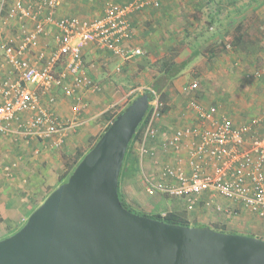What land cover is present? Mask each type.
Here are the masks:
<instances>
[{
    "label": "crops",
    "instance_id": "crops-1",
    "mask_svg": "<svg viewBox=\"0 0 264 264\" xmlns=\"http://www.w3.org/2000/svg\"><path fill=\"white\" fill-rule=\"evenodd\" d=\"M0 1H9L8 8L16 0ZM42 1L44 0H29L28 4L37 8L35 4ZM132 1L59 0L60 5L53 15L57 18L75 16L94 20L102 17L109 5H124ZM143 1L148 6L130 17L135 35L131 46L142 49V55L124 61L111 51L90 43L84 51V64L99 89L81 88L76 90L74 96L68 97L62 90L53 88L50 94L55 95L54 103H49L50 95L43 94V104L61 121L74 125L66 132L60 149L63 151L62 155L57 154L59 150L44 141L16 142L13 136L0 133V240L22 226L36 208L35 205L47 195L48 185L45 188L44 183L51 176L49 172L57 169L59 174V177L49 178L50 184L54 185L56 180L59 181L64 172V154L82 146L102 126L106 128L109 123L106 115L114 114L113 110L120 107L121 110L125 109L129 105L128 97L147 87L149 83L152 87L159 82L164 62L170 61L184 67L167 80L170 97L168 113L159 116L156 112L152 115L154 126L167 132L165 136H171L187 127L209 125L208 121L199 118L192 106L193 102L204 107L217 106L218 118H227L235 127H249L252 136L264 134V76H256L259 69L264 67V1L256 5L252 3L253 0H242L244 3L238 8L236 2L239 0H159L158 7L154 4L157 0ZM244 9L246 10L243 12ZM46 12L44 10L43 14ZM7 14L8 12L5 16H0V24L7 26V29L5 26L1 29L5 34L0 38V80L16 76L11 74V68L2 55L3 47L8 44L19 45L23 32L33 30L36 25L33 19L10 18ZM204 18L208 20L209 27L203 34L192 39L190 35L195 34L199 25L197 21H203ZM233 19L242 23L243 40L236 47L229 43L224 46L222 42L226 43V39L233 37V28H230L233 23L227 26L226 22H233ZM218 21H225V26L217 25ZM56 33V29L48 26L39 46L30 49L24 57L35 65L42 66L44 60L41 55L49 56L56 47ZM196 78L201 80V89L192 91L190 85ZM73 79L69 74L66 84L71 86ZM231 84L236 86L230 87ZM57 139L58 136H55L52 141ZM163 139L148 141L153 142L154 149L159 153V160L174 161L175 153L165 154L160 149ZM38 148L42 152L34 155V150ZM13 162L18 163L17 169L12 175H6L4 167ZM206 198L228 210L219 213L213 208L199 207L189 212L192 213V216L188 215L189 218L201 223V227L213 230L218 226L226 227L225 231L230 229L240 235L257 238L260 236L254 231L259 228L264 231V219L247 209L242 208L240 215H233L232 208H229L231 203L227 199L223 200L221 195L210 193L204 195V199ZM157 208L156 204L149 210L155 212ZM212 212L217 213L215 218H212Z\"/></svg>",
    "mask_w": 264,
    "mask_h": 264
},
{
    "label": "built area",
    "instance_id": "built-area-1",
    "mask_svg": "<svg viewBox=\"0 0 264 264\" xmlns=\"http://www.w3.org/2000/svg\"><path fill=\"white\" fill-rule=\"evenodd\" d=\"M28 1L16 0L8 7L10 18L33 19L36 25L33 30L23 32L19 45L3 47L2 55L11 74L16 76L0 80V133L13 136L16 142L44 141L59 148L64 144L66 132L74 125L56 117L43 104V94L50 95L49 103H54L55 95L50 94L53 88L62 90L68 97L81 88L99 89L84 64V51L90 43L124 61L142 55V49L131 46L135 35L130 17L148 3L133 0L124 5L111 4L102 17L89 20L54 17L59 0L38 2L37 8ZM154 4L158 7L159 0ZM44 10L47 12L43 14ZM48 26L56 29V47L49 56L42 54L44 62L37 66L24 55L39 46ZM69 74L74 78L71 86L65 82ZM256 76H264V67ZM190 89L198 90L199 83L193 82ZM159 105L156 98L154 114ZM192 106L209 125L187 127L161 141L160 149L165 154L175 153L176 157L174 161L164 162L160 178L150 185L148 192L181 200L188 212L199 207L213 208L219 213L228 210L210 198L204 199V195L215 193L231 203L229 208L235 215L244 208L264 219V134L252 136L249 127H235L227 118H218L217 106L204 107L197 102ZM55 136L57 141H52ZM157 137L158 130L151 119L141 145L142 156L158 157L159 153L147 146L148 140ZM40 152L39 148L35 149L34 155ZM17 167L18 163L13 162L4 167V172L12 175Z\"/></svg>",
    "mask_w": 264,
    "mask_h": 264
},
{
    "label": "water",
    "instance_id": "water-1",
    "mask_svg": "<svg viewBox=\"0 0 264 264\" xmlns=\"http://www.w3.org/2000/svg\"><path fill=\"white\" fill-rule=\"evenodd\" d=\"M150 109L134 99L15 234L0 264H264V240L186 227L124 207L119 179L128 147Z\"/></svg>",
    "mask_w": 264,
    "mask_h": 264
},
{
    "label": "rangeland",
    "instance_id": "rangeland-1",
    "mask_svg": "<svg viewBox=\"0 0 264 264\" xmlns=\"http://www.w3.org/2000/svg\"><path fill=\"white\" fill-rule=\"evenodd\" d=\"M229 1H233V0H229ZM8 3H10V2L9 1H5V2L0 1V11L3 12L0 16L3 17L8 12V8H7ZM242 3H244V2L242 0H239L238 2H236V7L238 8ZM216 5H217V3H216ZM216 5L213 4L214 7H216ZM256 5H257V3H256ZM9 6H11V5H9ZM233 12H235V9H233ZM197 23L199 25H198L197 29H195V31H194L195 34L192 33L190 35L192 37V39H194V36L198 37V34H201V33L203 34L205 32L206 28L209 27V22H208V20H206V18H204L203 21H200V20L197 21ZM224 24H225V21L223 23H222V21L217 22V25H221L222 27L225 26ZM3 26H5V25L0 24V32H1V29ZM6 27L7 26H5V28ZM180 27H182V25H180ZM3 34H5L4 31L1 32V37H0L1 39L3 38L2 37ZM195 80L198 81L199 87H200L199 89H201V84H200L201 80H199L197 78ZM235 86H236V84L230 85V87H235ZM147 90H150V91H152V93H154V91L151 89V83H149L147 85V87H144L143 89L136 91L134 94L131 93L132 95L130 97H128L129 99L127 102H130L131 100L133 101L135 98L138 97V95L145 94V91H147ZM154 103H155V100H154V102H150V107H151V105H154ZM121 108L122 107H120L118 110H113L114 113L119 112L121 110ZM157 118H159V117H157ZM72 122L74 123L76 121H72ZM154 123H155V121H154ZM104 127L105 126H102L101 130L99 132H97L96 134L92 135V137H90L86 142H84L82 144V146H78L77 149L73 148L74 150L71 149V151L66 152L67 156L74 158L75 155L80 151L84 154L89 152L96 145L99 138L105 132L106 128H104ZM155 128L158 130V137L155 140L160 141L161 139H163V138L166 139L170 136V135L165 136L167 134V132L162 131L159 127L155 126ZM152 143L153 142H148L147 146L149 148L154 149ZM141 145H142V143L135 145V151H136L137 157H139V160H140L139 161V165H140L139 172L134 174L131 169L125 170L124 174L119 179V189H120L121 195L123 197V200L129 206V209L137 215H157V214L165 215L166 213L171 212V211H179L180 213L185 214L188 218L190 215L192 216V213H189L186 210L183 201L178 200V199H174V198H169L166 195H163L160 193L159 194H150L148 192V188L150 187V185L154 182H157V180L160 178V172H161V169H162L164 162H166V159L165 160L162 159L163 160L162 161V160H159V158H157V157L155 158L152 156H142ZM61 148H62V146L59 148H54L55 150H59V151H57V154L60 153V155H62L63 151L60 150ZM72 158H70V159H72ZM64 160H65V158H64ZM32 166H33V164H32ZM127 166H128V168H130V165H127ZM49 175H51V176L47 177V179L44 183L45 188L48 185L47 186V195L43 197V200L41 202H39L35 205L36 209L38 207H40V205H42L45 202V200L50 196V194L57 187L56 185L59 183L58 180H56L54 185L50 184V182H49L50 177H52V176L59 177L58 176L59 174H57V169H54L51 172H49ZM46 176H48V175H46ZM222 199L225 200L224 198H222ZM156 204L158 205V208L156 209L155 212H151L149 209H152V207H155ZM159 205H161V206H159ZM162 211H163V213H159ZM31 213L28 216V218L31 216ZM212 214H213V216L214 215L217 216V213L212 212ZM233 215H235V214L233 213ZM237 215H240V213ZM215 216L212 218H215ZM190 220H191L190 221L191 227H201V225H199L201 223H198L197 221H194L192 219H190ZM26 222L22 226L17 228L15 231L13 230L11 233H8V237L15 234L16 232H18L26 224ZM262 223H264V222H262ZM6 229L7 228L5 227L4 230H6ZM259 229H261V228H259ZM259 229L257 231H254V232L257 236L261 237V238L258 237L259 239L264 240V231L259 230ZM225 232L228 234H238L236 231L230 230V229L226 230ZM242 234H247V233H242Z\"/></svg>",
    "mask_w": 264,
    "mask_h": 264
},
{
    "label": "trees",
    "instance_id": "trees-1",
    "mask_svg": "<svg viewBox=\"0 0 264 264\" xmlns=\"http://www.w3.org/2000/svg\"><path fill=\"white\" fill-rule=\"evenodd\" d=\"M260 1H264V0H253L252 3L256 4V3H259ZM245 10L246 9H244L243 12ZM232 23H233V25H231ZM226 24H227V26L231 25L230 26L231 29L233 28V32H232L233 37L232 38L229 37V39H226V43H225V41L222 42L223 45L226 46L227 43H229L232 47H236L237 45H240L242 40H243V36H244V33H242V31H243L242 23L238 19H233V22H232V20L227 21ZM183 68H184L183 66H179L177 63H172V62L170 63V61L164 62L163 66H162V71H161L163 73V75L160 76V78L158 79L159 82L153 84L151 87V89L154 91V93H152V91H150V90L145 91V93L149 94V96H150V102H154V100H156V98H158L160 105H159L156 112L158 113L159 116L168 113L169 108H170L169 107L170 97H169V90L167 89L168 88L167 87L168 86L167 80L172 78L175 74L180 72ZM140 96L141 95H138V97H140ZM131 102H132V100L129 102V104ZM123 110H120L119 112H116L114 114H110V115L107 114L106 115V118L109 121V123L106 127V130L108 129L110 124L116 119V117L123 112ZM154 112H155V106L151 105L145 119L143 120V122L139 126L136 134L134 135V137H133V139H132V141L128 147V150H127V153L125 156V160L123 163V167L121 170L120 178L124 174L125 170H128V169H131L134 174L139 172V167H140L139 161L140 160H139V157H137V154L135 151V145L142 143L143 138L145 136L146 128H147L148 124L150 123V121L152 119V115L154 114ZM100 138H99V140H100ZM87 153L84 154L80 151L75 155L74 158L67 156V154H64V157H63V160L65 158V160H64V172L62 173V175L59 178V181H58L59 183H58L57 187H59L61 184L68 181V179L71 176V174L73 173V171L76 169L78 164L81 162V160L85 157V155ZM70 158H72V159H70ZM127 165H130V168H128ZM119 195H120V199H121V202L124 205V207L127 208L128 210H130L129 206L123 200L120 189H119ZM35 210H36V208H34L32 213ZM143 216H147V217L159 220V221H163V222L168 223V224L181 225V226H186V227L190 226V220L187 218V216L185 214L180 213L179 211H171V212L166 213L165 215L157 214V215H143ZM225 228L226 227H219L218 226V227H216L215 231L225 233Z\"/></svg>",
    "mask_w": 264,
    "mask_h": 264
}]
</instances>
